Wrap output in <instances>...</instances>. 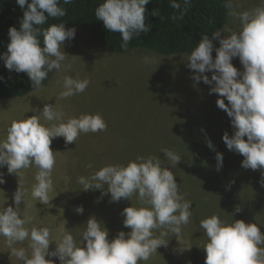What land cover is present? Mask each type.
I'll use <instances>...</instances> for the list:
<instances>
[{"label":"clouds","instance_id":"1","mask_svg":"<svg viewBox=\"0 0 264 264\" xmlns=\"http://www.w3.org/2000/svg\"><path fill=\"white\" fill-rule=\"evenodd\" d=\"M61 0H16L23 10L19 30L10 27L7 51L0 54L4 66L17 73H26L34 88L43 87L42 82L50 72H68L72 64L67 63L68 54L63 50L64 42L75 37L74 28H65L64 23L43 25L49 20L62 18L66 9ZM64 4L72 0H63ZM149 0H104L95 9V17L112 33H119L121 47L127 50L134 36L151 31L145 24V5ZM190 5V0H184ZM171 7L180 9V4L172 0ZM229 15L240 21L238 32L227 26L212 33L210 39L204 35L187 59V67L194 70L192 79L211 86L209 94H218V108L230 117L235 129L230 137L227 132L222 139L230 151L244 157L241 166L245 169H264V0L261 6L246 11H237L233 0H226ZM172 19H176L175 16ZM227 33V34H226ZM43 37L41 46L40 37ZM213 40L219 41L213 58ZM239 58L243 71L232 63ZM145 57V63H150ZM211 72V78L205 73ZM63 91L59 98L66 99L83 93L89 86L88 79L63 76ZM228 103H225V99ZM38 115L13 121L6 129L7 137L0 141V168L7 167L8 174L22 176V170L35 167L36 184L31 196L43 205L50 204L49 193L53 191L52 172L56 164L55 153L50 147L52 140L63 137L66 144L76 142L81 133H96L107 129V124L99 114H82L78 118L63 121L64 113L54 105L45 104ZM56 121L50 127L41 123ZM246 137V139H245ZM208 147L213 149L211 141ZM163 155L177 166L182 157L169 149H162ZM217 170L222 167L223 155L217 152ZM4 173L0 172V184H4ZM78 183L82 190H102V195L110 193L111 202L121 199L132 201L137 197L139 206L123 209V226L128 233L118 232L109 241V231L102 221L94 216L86 222L82 232V246H78L74 236L65 232L57 241L51 238L49 227L29 229L32 217L25 209L20 214V205L26 204L25 191L20 187L13 195L15 207L0 209V237L5 238L9 254L22 264H140L157 253L160 246H167L163 237L169 233L179 235L182 226L190 222L192 203L185 200L176 178L167 167L161 166L157 157H137L127 165H107ZM264 184V181H262ZM241 209L236 208V212ZM78 214L83 207L76 208ZM66 222V221H65ZM208 242L205 264H264V232L255 223L234 220L228 224L217 215L200 222ZM159 230V236L154 235ZM29 241L31 253L17 244ZM55 242V249L49 246ZM190 249V248H189Z\"/></svg>","mask_w":264,"mask_h":264},{"label":"rangeland","instance_id":"2","mask_svg":"<svg viewBox=\"0 0 264 264\" xmlns=\"http://www.w3.org/2000/svg\"><path fill=\"white\" fill-rule=\"evenodd\" d=\"M233 3L237 11L261 6V0H233ZM225 26L233 32L241 28L240 21L230 15ZM70 28L75 29V37L64 42L63 50L68 54L66 62L72 64V70L53 71L47 85L24 96H0V141L6 139V129L13 121L38 115L39 112L34 110H42L45 104L62 110L64 122L82 114H99L105 120L107 129L81 133L76 142L70 144H66L63 137L52 140L50 147L56 152V164L52 172L53 191L49 193L50 199H53L48 205L32 199L31 191L36 184L38 171L35 167L22 170V176L18 177L8 174L6 166L0 168L5 179V183L0 184V209L15 207L13 195L20 185L25 191L26 200L25 205H20V214L23 216L26 209L33 218L26 227H49L51 238L57 241L65 232H69L77 245L82 246L81 235L90 217L102 221L105 213L109 214L103 224L109 231L108 239L111 241L114 239L111 232L117 236L120 231H130L123 226V209L131 204H139L136 196L132 201L121 199L119 202H111L110 193L102 195V192H98L93 197L94 190H82V185L78 183L80 177L88 178L107 165L125 166L137 157H156L155 154L159 153L156 148L161 146V141L167 148L179 147L178 142L183 144V148H194V151L198 148L199 156L202 155L199 158L209 165L210 159L204 150L208 147V141L214 146L211 149L213 156L223 150L229 154L230 150L222 137L225 132L231 137L235 129L227 113L217 106L218 94H209L211 86L192 79L194 70L187 67L190 53L164 55L140 47L120 54L113 53L104 48L88 29L82 26ZM213 44L212 55L215 58L219 41L213 40ZM145 57L151 62L145 63ZM232 63L243 71L238 57ZM65 75L88 79L89 86L83 93L61 99L59 94L63 91ZM204 75L211 78L212 73ZM224 99L227 104V99ZM40 120L48 127L57 123L45 121L42 115ZM153 148L154 154H151ZM238 159L240 161L237 157L233 161L228 160V164L224 163V168L217 170V174L211 172L214 177L203 172V165L200 175L213 181L216 177L217 180H208L207 183L197 181L199 187L190 182L193 185L190 191L197 192L199 189V194L189 195L185 185H179L185 200L192 203L190 222L182 226L179 235L169 233L163 237L165 243L168 242L167 246H160L157 253L140 264H205L206 252L203 247L208 238L200 222L218 214L215 195L228 199L233 207L221 209L223 217L217 215L221 220L228 224L234 223V220L255 223L264 232V207L259 208L260 200L262 203L264 199V169H247L252 175L244 174L237 165L243 159ZM232 195H235L233 199ZM257 199L259 205L254 202ZM78 206L83 207L82 214L76 212ZM237 207L243 215L234 213ZM154 235L159 236V230H155ZM29 243L25 241L16 247L25 248L30 255ZM55 247V242H52L49 250ZM46 259L60 264L58 258L46 256ZM0 264H22L10 256L3 237H0Z\"/></svg>","mask_w":264,"mask_h":264},{"label":"trees","instance_id":"3","mask_svg":"<svg viewBox=\"0 0 264 264\" xmlns=\"http://www.w3.org/2000/svg\"><path fill=\"white\" fill-rule=\"evenodd\" d=\"M104 2V0H72L70 4H64L63 0L60 2V6L66 9V15L62 18L52 19L43 25L47 28L51 24L64 23L65 28H70L74 26H82L89 31H91L101 45L107 50L113 53H124L128 52L134 48H147L154 50L160 54H175V53H191L195 47L198 45L199 41L204 35H208L212 38V33L228 22L229 9L225 7L226 0H190V5H185L184 0H176L180 4V9H174L171 7L172 0H149V3L145 5V24L151 25V31L147 34L141 33L140 36H134V38L128 43L127 50L121 47L123 41L119 33L109 32L103 25L102 21H99L95 17V9ZM175 16L176 19H172ZM23 17V10L16 3V0H0V54L7 51V44L9 43L8 31L10 27H16L19 30L20 20ZM41 46H43V37H40ZM53 72L48 74V78L45 79L42 84L47 85L50 81ZM39 88H34L31 81L26 73L8 70L2 60H0V96L4 97H17L24 96L32 91ZM246 138V137H245ZM158 142V141H156ZM164 142L161 141L159 147L156 148L158 154L155 156L161 160V166L169 168L173 172L177 184L185 185L186 193H201L199 189L197 192L190 191L193 188L194 183L197 185V181L207 183V181H213L212 179L206 178L200 175L201 167L205 165L203 172H208L211 175L209 177H214L212 173L217 172V160L216 154L213 156L212 150L210 148H205L207 151V156L210 159L209 165L201 160L198 153V148L194 151V148H183V144L179 147L167 148L166 145H162ZM162 149H169L182 157L181 161L177 166H172L167 158L163 155ZM205 151V152H206ZM230 153L223 150V163L228 164L227 161H233L236 157L244 159L242 155L236 153L235 151H229ZM154 154L153 151H150ZM212 157V159H211ZM242 162V161H241ZM241 162H236L239 169L244 173L251 174L247 169L241 166ZM224 164V165H223ZM212 172V173H211ZM196 174L193 176V174ZM244 173V174H245ZM217 178H214L216 181ZM213 181V182H214ZM246 181V180H245ZM216 183V182H215ZM64 185V184H62ZM94 190L93 197L96 196L98 192L105 190ZM199 187V185H197ZM185 193V192H184ZM235 195L231 196L233 199ZM136 200V199H135ZM215 207L216 212L221 215V209L233 208L229 205L228 199L224 200L221 196L215 195ZM255 203L259 205V200H255ZM259 208L264 207V199L261 203L260 200ZM134 206V204H132ZM256 210L258 206L256 205ZM241 211L234 212L239 215ZM217 214V215H218ZM243 215V213H240ZM109 214L105 213L104 220L108 218ZM223 217V215H221ZM262 218V216H258ZM108 224V220H106ZM263 223V220H262ZM126 231L125 233H128ZM113 238L116 237L114 233L111 232Z\"/></svg>","mask_w":264,"mask_h":264}]
</instances>
